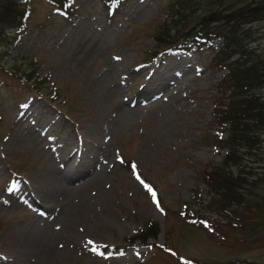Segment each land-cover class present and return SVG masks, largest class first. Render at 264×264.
<instances>
[{
  "label": "rangeland",
  "instance_id": "obj_1",
  "mask_svg": "<svg viewBox=\"0 0 264 264\" xmlns=\"http://www.w3.org/2000/svg\"><path fill=\"white\" fill-rule=\"evenodd\" d=\"M17 1L24 27L0 34V264H264L262 212L212 199L202 178L227 151L213 113L226 69L210 64L221 38L164 52L154 35L172 0ZM199 4L192 16L258 7L237 33L264 55V0ZM257 152L246 166L264 175ZM58 168L61 192L44 178ZM149 222L156 238L130 243Z\"/></svg>",
  "mask_w": 264,
  "mask_h": 264
},
{
  "label": "trees",
  "instance_id": "obj_2",
  "mask_svg": "<svg viewBox=\"0 0 264 264\" xmlns=\"http://www.w3.org/2000/svg\"><path fill=\"white\" fill-rule=\"evenodd\" d=\"M48 1L59 6L63 13L72 6L70 0ZM107 1L113 9L123 0ZM199 5V0H172L166 18L159 25L154 39L166 45L162 49L164 52L177 54L197 51L201 46L204 49H211L214 40L221 38L210 64L216 69H226L216 85L213 113L216 123L219 126H226L224 127L226 136L218 138L220 142L218 146L227 151L220 161L203 172L202 178L209 188L207 193L211 194L212 199L221 201L219 198L225 200L229 195L227 200L232 205L241 210L243 208L244 211L247 209L260 211L264 218V197L258 205L256 202L251 203L247 198L254 195L251 187L258 186L257 183L264 180V175L251 173L252 168L246 166L250 163L249 159L253 152L259 151L258 157L259 154H264L261 139L264 136V55L255 53L252 48L244 45L237 33L240 19L254 16L261 10L258 7L222 10L215 6L198 16H192ZM26 12L28 10L17 0L2 4L0 34L4 35L6 29L23 28ZM221 23H225L226 29H221ZM170 30H174L173 34L169 32ZM179 30L183 33L180 34ZM187 32L191 33L188 35ZM258 162L263 164L264 158H260ZM195 198L201 203L205 199L201 195ZM212 203L213 201L206 204L211 206ZM190 215L198 216L197 213ZM200 219L203 217L198 216L197 220ZM238 227L241 226L238 224ZM157 232V223L149 222L140 233L128 240L132 243L138 239L145 244L148 237L156 238ZM184 260L183 263L191 264Z\"/></svg>",
  "mask_w": 264,
  "mask_h": 264
},
{
  "label": "bare ground",
  "instance_id": "obj_3",
  "mask_svg": "<svg viewBox=\"0 0 264 264\" xmlns=\"http://www.w3.org/2000/svg\"><path fill=\"white\" fill-rule=\"evenodd\" d=\"M22 112L23 113H22L21 117H23V115H25L26 117L28 116L27 107L23 108ZM59 170H60L59 168L56 170L55 169L50 170V171L46 172V175L44 177L48 181V185L50 186V188L55 192H61L62 190L66 189L67 188L66 184H68L65 174H61L59 172ZM43 199H45V198H43ZM45 200L48 201V199H45ZM40 202H42V201H40Z\"/></svg>",
  "mask_w": 264,
  "mask_h": 264
},
{
  "label": "snow or ice",
  "instance_id": "obj_4",
  "mask_svg": "<svg viewBox=\"0 0 264 264\" xmlns=\"http://www.w3.org/2000/svg\"><path fill=\"white\" fill-rule=\"evenodd\" d=\"M133 169H135V165H133ZM137 179L138 180H140V177L139 176H137ZM141 183H143V181L141 180ZM145 187H148L147 185H145ZM149 191H151V189L149 188ZM152 195H153V197H155V193L154 192H152ZM157 207H159V203L157 202ZM89 243H91V242H89Z\"/></svg>",
  "mask_w": 264,
  "mask_h": 264
}]
</instances>
